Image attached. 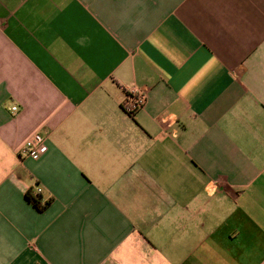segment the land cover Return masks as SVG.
<instances>
[{"label": "crops", "instance_id": "crops-1", "mask_svg": "<svg viewBox=\"0 0 264 264\" xmlns=\"http://www.w3.org/2000/svg\"><path fill=\"white\" fill-rule=\"evenodd\" d=\"M0 264H264V0H0Z\"/></svg>", "mask_w": 264, "mask_h": 264}, {"label": "built area", "instance_id": "built-area-1", "mask_svg": "<svg viewBox=\"0 0 264 264\" xmlns=\"http://www.w3.org/2000/svg\"><path fill=\"white\" fill-rule=\"evenodd\" d=\"M143 104V99L141 96L131 89L125 94V100L122 103V109L125 113L133 115L138 109L141 108ZM15 110V106L11 107ZM45 150L44 138L38 132L34 131L29 134L23 141V144L19 150V154L22 157H28L31 159H38ZM37 192L40 191L39 188L36 189Z\"/></svg>", "mask_w": 264, "mask_h": 264}, {"label": "trees", "instance_id": "trees-1", "mask_svg": "<svg viewBox=\"0 0 264 264\" xmlns=\"http://www.w3.org/2000/svg\"><path fill=\"white\" fill-rule=\"evenodd\" d=\"M26 199L38 210L44 209L48 201L41 203L39 194H34L30 190L25 192Z\"/></svg>", "mask_w": 264, "mask_h": 264}]
</instances>
